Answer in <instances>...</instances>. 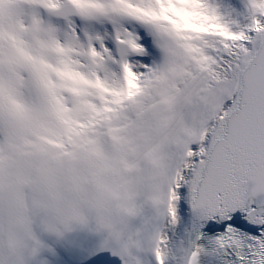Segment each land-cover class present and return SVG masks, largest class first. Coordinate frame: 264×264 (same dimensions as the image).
I'll return each mask as SVG.
<instances>
[{
	"label": "snow or ice",
	"instance_id": "1",
	"mask_svg": "<svg viewBox=\"0 0 264 264\" xmlns=\"http://www.w3.org/2000/svg\"><path fill=\"white\" fill-rule=\"evenodd\" d=\"M84 153L114 157L160 227L78 264H264V0H0V264L52 252L5 231L6 175Z\"/></svg>",
	"mask_w": 264,
	"mask_h": 264
},
{
	"label": "clouds",
	"instance_id": "2",
	"mask_svg": "<svg viewBox=\"0 0 264 264\" xmlns=\"http://www.w3.org/2000/svg\"><path fill=\"white\" fill-rule=\"evenodd\" d=\"M62 164L70 169L69 174L58 171ZM23 176L17 182L13 170L12 181L6 175L3 189L4 229L20 239L31 231L38 214L44 217L45 231L63 229L65 223L86 224L91 219L97 231L111 233L115 218L135 212L125 173L114 157L84 153L63 162L51 156L36 158ZM72 177L80 182L74 183ZM25 189L30 193L27 198ZM70 210H75L74 216L69 215Z\"/></svg>",
	"mask_w": 264,
	"mask_h": 264
},
{
	"label": "bare ground",
	"instance_id": "3",
	"mask_svg": "<svg viewBox=\"0 0 264 264\" xmlns=\"http://www.w3.org/2000/svg\"><path fill=\"white\" fill-rule=\"evenodd\" d=\"M127 195H128V198H130L134 203V207H135L134 213L139 214V215H143V213L140 212V210H139V200L136 199L135 196H130L128 193H127ZM38 218L40 219V221H38ZM43 219H44L43 215L38 214L34 218V221H33V223L38 221L37 224L34 225L36 228L33 227L32 229L35 230L37 236H39L41 240H43L44 242H46L47 244H49L51 246L52 252H49V253L51 255H53L54 259L56 258V260L58 262H60L62 260L60 253L58 251H56V249L53 248L51 241H49L47 239H43L42 236L47 234L48 239H50V240L55 239L56 241H60V245L65 246L67 249H69V247H72L70 245L72 242H75L77 244H81V246H78L75 249L74 248L71 249L72 251H75V253L70 251L71 252L70 255L73 258H75L74 259L75 261H77L76 259H79L81 257H86V255L89 253H91L92 255H95L96 250H94L92 248V245H90V242L87 239H82V236L80 238V235L81 234L83 235L84 232L89 234L91 230L94 231V228H92L90 225L83 224V225H77V227H76V225H73L71 232L63 231V229L61 228L60 231L63 232V235L58 236L55 232H50V231L44 230V223L42 222ZM115 219H116V223L123 221L122 217H117ZM147 219L149 220L150 236H155L158 228L160 227V224L159 223L155 224L154 218H152V217H147ZM49 222L52 223V221H49ZM188 226H189V214H188V207L185 204L183 207V211L181 212L180 223L178 224V226L174 230L169 232V236L173 242L174 248L180 239H184L185 243H187ZM57 227H59V226H57ZM118 228H121V225ZM120 231L123 233V240L124 241H127L128 243H133L137 240L142 241L141 239H142V236L144 235L146 229H145V227L136 228V226L134 224L133 225L123 224V227L120 229ZM138 231H142L143 235H140L138 237L137 236ZM99 233H101V232L99 231ZM86 243H88L89 245L88 246L85 245ZM46 259H47V264H53V262L51 263L48 258H46ZM35 264H38V262H35Z\"/></svg>",
	"mask_w": 264,
	"mask_h": 264
},
{
	"label": "rangeland",
	"instance_id": "4",
	"mask_svg": "<svg viewBox=\"0 0 264 264\" xmlns=\"http://www.w3.org/2000/svg\"><path fill=\"white\" fill-rule=\"evenodd\" d=\"M25 193H26V198L28 195H30V193H28L27 189H25ZM119 217H122L123 221L121 222H118L116 223V219L114 220V224H115V228H118L120 225H121V228L123 227V224H128V225H135L136 228H140V227H145L146 231L144 233V235L142 236V241L147 243V239L148 237L150 236V226H149V220L143 215H139V214H132V215H127V216H119ZM40 218V217H39ZM38 218V221H40V219ZM34 222L32 225V228L35 227L34 225L37 224V222ZM87 225H90L92 228L93 227V222L91 221V219H89L88 223H86ZM83 225V224H82ZM77 227V225H76ZM36 228V227H35ZM121 228H118L119 230ZM82 236V239H87L89 242H90V245H92V248L96 251L99 250V243L101 240H104V239H109V238H112V233H108V232H104V233H99V231H97L95 228H94V231L91 230L89 234L87 233H83V235L81 234L80 235V238ZM43 239H47L49 241H51L52 245H54V242L50 239H48V235H44L42 236ZM79 238V239H80ZM88 242V243H89ZM123 242L125 243H128L127 241H124ZM75 242H72V247H76V246H81V244H77ZM88 243H86L85 245H89ZM76 245V246H74ZM45 255V253H43V256ZM115 259V257L113 258ZM52 263V261H50ZM119 263V261L117 260V264Z\"/></svg>",
	"mask_w": 264,
	"mask_h": 264
},
{
	"label": "water",
	"instance_id": "5",
	"mask_svg": "<svg viewBox=\"0 0 264 264\" xmlns=\"http://www.w3.org/2000/svg\"><path fill=\"white\" fill-rule=\"evenodd\" d=\"M189 212V231H188V236H187V239H191L192 238V232H191V229H192V224H193V218H192V214L191 212L188 210ZM157 223H159L158 221H156Z\"/></svg>",
	"mask_w": 264,
	"mask_h": 264
}]
</instances>
